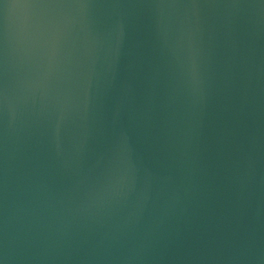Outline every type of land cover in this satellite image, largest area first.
<instances>
[{
    "label": "water",
    "instance_id": "1",
    "mask_svg": "<svg viewBox=\"0 0 264 264\" xmlns=\"http://www.w3.org/2000/svg\"><path fill=\"white\" fill-rule=\"evenodd\" d=\"M0 264H264V0H0Z\"/></svg>",
    "mask_w": 264,
    "mask_h": 264
}]
</instances>
